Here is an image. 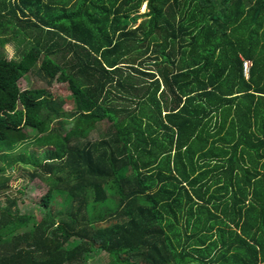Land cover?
<instances>
[{
    "label": "trees",
    "instance_id": "16d2710c",
    "mask_svg": "<svg viewBox=\"0 0 264 264\" xmlns=\"http://www.w3.org/2000/svg\"><path fill=\"white\" fill-rule=\"evenodd\" d=\"M8 35L0 264H264V0H0Z\"/></svg>",
    "mask_w": 264,
    "mask_h": 264
},
{
    "label": "rangeland",
    "instance_id": "374dc122",
    "mask_svg": "<svg viewBox=\"0 0 264 264\" xmlns=\"http://www.w3.org/2000/svg\"><path fill=\"white\" fill-rule=\"evenodd\" d=\"M144 12H146V5H144L141 10V13ZM139 22H141V20ZM8 36H9V40L8 43H6L5 45H2L0 40V53L11 59L15 54L17 43L15 42V40H11V35ZM0 39H3V37H1ZM20 85L22 89L45 88L55 98H68L71 94L65 84L55 82L52 86H49L47 85L45 80L39 78L36 74L33 73L30 74L28 77L22 79ZM64 108L67 111L73 110V105L71 104L70 99H66ZM20 111H22L21 107H20ZM70 127L71 126H69V128ZM99 136H100V132L94 131L88 139H92V140L98 139ZM21 171L22 170L14 173L13 180L11 181V190L15 191L14 193L18 194L22 198L19 202L21 212L34 214L39 219L42 216V213H41V209L38 206V201H40L42 196L47 192L48 187L42 180L38 178L30 182L29 181L30 179L27 178L26 175H24L23 177ZM21 175L23 178L20 177ZM20 188H24L25 190L24 194L17 193V190ZM55 205H57V202L55 203ZM67 209L68 208L66 207V210ZM109 260L110 257L106 253H102L101 255L94 256V260L88 264H109Z\"/></svg>",
    "mask_w": 264,
    "mask_h": 264
},
{
    "label": "built area",
    "instance_id": "2783aa9c",
    "mask_svg": "<svg viewBox=\"0 0 264 264\" xmlns=\"http://www.w3.org/2000/svg\"><path fill=\"white\" fill-rule=\"evenodd\" d=\"M252 63L250 61L247 60H243V73L245 78L248 80L249 76H250V71L252 69Z\"/></svg>",
    "mask_w": 264,
    "mask_h": 264
},
{
    "label": "crops",
    "instance_id": "0c3cea01",
    "mask_svg": "<svg viewBox=\"0 0 264 264\" xmlns=\"http://www.w3.org/2000/svg\"><path fill=\"white\" fill-rule=\"evenodd\" d=\"M63 109H64L65 111H67V110L64 108V106H63ZM67 112H70V111H67Z\"/></svg>",
    "mask_w": 264,
    "mask_h": 264
}]
</instances>
